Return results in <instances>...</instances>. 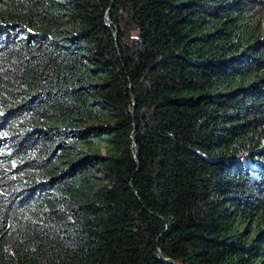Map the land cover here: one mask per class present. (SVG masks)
<instances>
[{"label": "trees", "instance_id": "obj_1", "mask_svg": "<svg viewBox=\"0 0 264 264\" xmlns=\"http://www.w3.org/2000/svg\"><path fill=\"white\" fill-rule=\"evenodd\" d=\"M263 5L0 0V264H264Z\"/></svg>", "mask_w": 264, "mask_h": 264}, {"label": "rangeland", "instance_id": "obj_2", "mask_svg": "<svg viewBox=\"0 0 264 264\" xmlns=\"http://www.w3.org/2000/svg\"><path fill=\"white\" fill-rule=\"evenodd\" d=\"M261 12L264 16V5L261 6ZM0 127H2V129L0 128V168L7 166L14 167L15 163L12 161V149L6 142L8 133L4 130L5 128L1 123Z\"/></svg>", "mask_w": 264, "mask_h": 264}, {"label": "water", "instance_id": "obj_3", "mask_svg": "<svg viewBox=\"0 0 264 264\" xmlns=\"http://www.w3.org/2000/svg\"><path fill=\"white\" fill-rule=\"evenodd\" d=\"M106 21H107V26L109 27L110 26V22H109V18H108V13L106 14V17H105ZM113 36L115 37V40H116V37H117V32H113ZM134 100V98H132ZM132 112V111H131ZM132 147L133 149L136 151L137 150V147L135 145V142L133 141L132 142ZM133 158L136 159V154L133 155ZM158 259L161 260L164 264H177L176 262H174L173 260L171 259H167V258H164L162 257V255L160 253H158L157 255Z\"/></svg>", "mask_w": 264, "mask_h": 264}]
</instances>
